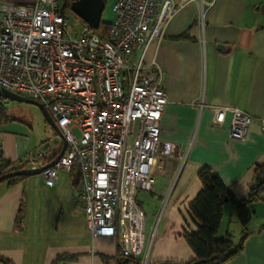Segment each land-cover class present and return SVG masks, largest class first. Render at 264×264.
Masks as SVG:
<instances>
[{
    "label": "crops",
    "instance_id": "1",
    "mask_svg": "<svg viewBox=\"0 0 264 264\" xmlns=\"http://www.w3.org/2000/svg\"><path fill=\"white\" fill-rule=\"evenodd\" d=\"M213 1L210 7L196 1L178 9L154 54L163 68L169 99L160 121L161 137L175 148L173 154L159 152L155 156L156 183L152 190L142 191L162 206L151 223L152 231L148 229L150 235L146 233V215L143 256L124 258L114 239L92 238L77 201V187L60 172L54 186H48L44 177L34 176L11 185L0 183V258L10 264H51L57 256H64L60 264H142L144 259L148 264H185L196 257L183 233L198 229L190 203L202 188L199 171L209 167L239 199L251 193L257 184L256 168L264 165V135L255 121L246 140H233L230 118L218 126L215 117L216 108L230 106L264 118V0ZM187 32L188 39H176ZM23 131L17 121L0 125V147L6 162H12L16 154L9 149L4 133ZM55 148L48 151L52 160L62 145ZM23 158L18 162L22 164ZM229 204L224 206L222 237L230 232L236 212L232 204L229 210ZM248 207L253 216L244 249L224 264H264V193ZM226 210L230 211L229 220ZM21 211L24 216L19 224ZM0 264L5 263L0 260Z\"/></svg>",
    "mask_w": 264,
    "mask_h": 264
},
{
    "label": "built area",
    "instance_id": "2",
    "mask_svg": "<svg viewBox=\"0 0 264 264\" xmlns=\"http://www.w3.org/2000/svg\"><path fill=\"white\" fill-rule=\"evenodd\" d=\"M196 1L214 4L116 0L105 32L84 22L77 36L68 29L66 0L0 3V88L43 103L67 143L42 171L45 183L54 186L61 171L78 169L77 201L92 238L114 239L127 259L145 252L146 213L138 194L156 183L155 156L175 148L161 137L169 99L154 54L174 13ZM228 117L231 139L246 140L255 121L264 135V118L216 108V125ZM24 160L30 168L52 161L47 150Z\"/></svg>",
    "mask_w": 264,
    "mask_h": 264
},
{
    "label": "trees",
    "instance_id": "3",
    "mask_svg": "<svg viewBox=\"0 0 264 264\" xmlns=\"http://www.w3.org/2000/svg\"><path fill=\"white\" fill-rule=\"evenodd\" d=\"M71 1L66 0V9L71 11ZM110 23H100V29L106 31ZM189 33H184L176 39H188ZM10 117L6 110L0 106V125L8 122ZM0 176L10 171L25 168H12V162H6L3 155V149L0 147ZM71 181L75 187L79 184L80 173L78 169H74L69 173ZM257 184L252 188L251 193L245 198H237L233 191L224 184L221 177L214 173L209 167L205 166L199 171V178L202 182V188L197 196L190 203V214L197 222L198 229L196 231L184 230L183 237L190 248L194 251L196 257L185 264H224L243 249L245 240L249 234L248 225L252 220V212L249 210L248 204L251 201L262 199L264 193V165H258L256 168ZM27 176H17L4 180L10 185ZM231 203L236 212L240 225L242 226L243 236L236 242L234 235L228 232L225 236L219 237L221 223L224 215V206ZM23 212L18 215L19 224L22 221ZM5 264L9 261L3 260ZM64 260V256H57L51 264H60ZM134 260V259H132Z\"/></svg>",
    "mask_w": 264,
    "mask_h": 264
},
{
    "label": "rangeland",
    "instance_id": "4",
    "mask_svg": "<svg viewBox=\"0 0 264 264\" xmlns=\"http://www.w3.org/2000/svg\"><path fill=\"white\" fill-rule=\"evenodd\" d=\"M115 1L116 0H105V9L101 18V21L103 23H111L114 20L115 14L113 11V5ZM69 13V32L73 36H77V33L82 31L84 21L80 19L72 10H69ZM0 106H2L6 110L7 115L10 117V120L8 122L17 121L24 126L25 130L18 135H13L12 133H4L6 142L7 144H9V149L11 151L13 150L16 154V158L12 159V164L14 166L21 167V165H26V168H30V164L26 163V161H23L21 164V162H18L19 159L21 157L25 158L26 156L44 152V150L50 151L55 147V149L61 148L62 141L60 136L47 122L44 114L38 106L25 102L10 101L7 98H0ZM76 133H79L77 129ZM61 172H63L62 175H65L68 179H70L69 173L65 171ZM32 176H34L35 179L43 178L42 174H36ZM138 198L142 203V207L147 215L146 233L147 235H150V231L148 229L150 228V230L152 231L153 227L151 228V223H155V220L160 214L162 206L158 207V203L151 194L140 192L138 194ZM228 206L230 210L231 204H229ZM229 214L230 211L227 212V220L230 219V216L228 217ZM234 215L235 216L233 217L230 225V232L234 234V239L237 242V240L242 236V226L238 222L236 212ZM221 235L222 233H219L218 238L222 237Z\"/></svg>",
    "mask_w": 264,
    "mask_h": 264
},
{
    "label": "water",
    "instance_id": "5",
    "mask_svg": "<svg viewBox=\"0 0 264 264\" xmlns=\"http://www.w3.org/2000/svg\"><path fill=\"white\" fill-rule=\"evenodd\" d=\"M104 9H105V0H72L71 2V10L85 23L91 25L95 29H98L100 26ZM218 48L219 49L222 48V45L219 44ZM0 98H7L10 101L25 102L38 106L42 111V113L44 114L47 122L58 133L63 143V146L59 154L47 166L40 168H20L10 171L0 176V183L12 177L32 176L36 174H41L43 170L54 165L66 150L67 143L64 140L60 129L56 125L55 121L53 120L52 116L50 115L49 111L47 110V108L44 106L43 103H40L34 99L25 96H21L19 94L12 93L4 88H0ZM155 264H184V263L168 261V262H158Z\"/></svg>",
    "mask_w": 264,
    "mask_h": 264
},
{
    "label": "flooded vegetation",
    "instance_id": "6",
    "mask_svg": "<svg viewBox=\"0 0 264 264\" xmlns=\"http://www.w3.org/2000/svg\"><path fill=\"white\" fill-rule=\"evenodd\" d=\"M72 2V1H71ZM62 146H63V143H62Z\"/></svg>",
    "mask_w": 264,
    "mask_h": 264
}]
</instances>
